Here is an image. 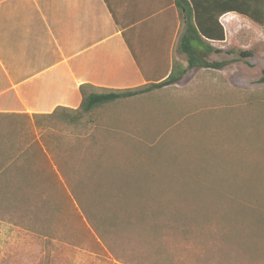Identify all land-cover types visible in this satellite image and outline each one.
Instances as JSON below:
<instances>
[{"label": "rangeland", "instance_id": "obj_1", "mask_svg": "<svg viewBox=\"0 0 264 264\" xmlns=\"http://www.w3.org/2000/svg\"><path fill=\"white\" fill-rule=\"evenodd\" d=\"M247 21L215 43L228 66L106 123L0 114V264H264V29Z\"/></svg>", "mask_w": 264, "mask_h": 264}, {"label": "crops", "instance_id": "obj_2", "mask_svg": "<svg viewBox=\"0 0 264 264\" xmlns=\"http://www.w3.org/2000/svg\"><path fill=\"white\" fill-rule=\"evenodd\" d=\"M248 19L219 11L225 41L210 44H226ZM183 32L174 0H0V67L25 115L47 116L77 110L82 85L165 81L175 61L185 62Z\"/></svg>", "mask_w": 264, "mask_h": 264}, {"label": "trees", "instance_id": "obj_3", "mask_svg": "<svg viewBox=\"0 0 264 264\" xmlns=\"http://www.w3.org/2000/svg\"><path fill=\"white\" fill-rule=\"evenodd\" d=\"M174 2L184 24L179 51L185 56L186 64L175 61L172 73L165 81L133 89L107 90L82 85L80 92L83 100L77 110L60 107L51 115L34 118L51 117L57 114L68 117L70 115L68 113H74V117H70V120L74 122H79L88 115L93 117L95 123L99 117L106 123V120L113 117L112 113L120 111L119 107L123 103L147 98L153 93L173 88L192 70L202 68L222 70L230 64L229 61L220 63L209 61L212 55L223 53L222 50L215 49L210 44V41H225V31L219 23V11L241 14L264 29V0H174ZM232 53L234 51H229L227 54ZM251 55L247 52L240 53L243 58H249ZM261 82L264 83V72ZM25 112V108L0 67V114H25ZM112 123H116L115 126L118 124L117 120ZM115 129L116 133L121 130L118 126Z\"/></svg>", "mask_w": 264, "mask_h": 264}]
</instances>
